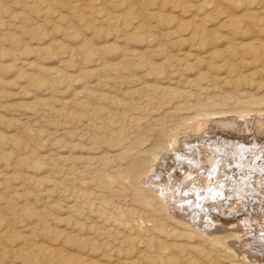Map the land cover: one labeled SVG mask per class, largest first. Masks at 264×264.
Masks as SVG:
<instances>
[{
  "label": "rangeland",
  "instance_id": "1",
  "mask_svg": "<svg viewBox=\"0 0 264 264\" xmlns=\"http://www.w3.org/2000/svg\"><path fill=\"white\" fill-rule=\"evenodd\" d=\"M263 168L264 0H0V264H264Z\"/></svg>",
  "mask_w": 264,
  "mask_h": 264
},
{
  "label": "bare ground",
  "instance_id": "2",
  "mask_svg": "<svg viewBox=\"0 0 264 264\" xmlns=\"http://www.w3.org/2000/svg\"><path fill=\"white\" fill-rule=\"evenodd\" d=\"M228 142V141H227ZM187 146H189V145H187ZM218 146V145H217ZM176 147V146H175ZM183 147H185V146H183ZM192 147V146H191ZM213 147V146H212ZM219 147V146H218ZM242 147V146H241ZM177 148V147H176ZM189 148V147H188ZM221 148V147H220ZM238 148H239V146H238ZM257 148V147H256ZM167 149V148H166ZM175 149V148H174ZM173 149V150H174ZM178 149V148H177ZM235 149V148H234ZM236 149H237V147H236ZM155 149H153V151H154ZM181 150V149H180ZM223 150V149H222ZM241 150V149H240ZM245 150V149H244ZM196 151V150H195ZM207 151V150H206ZM205 151V152H206ZM209 151V150H208ZM218 151V150H217ZM221 151V150H220ZM242 151V150H241ZM252 151V150H251ZM174 152V151H173ZM210 152V151H209ZM175 153V152H174ZM181 153V152H180ZM184 153V152H183ZM189 153V152H188ZM188 153H187V155H188ZM208 153V152H207ZM221 153V152H220ZM224 153V152H223ZM240 153V152H239ZM213 154H215V153H213ZM170 156H172V158L171 159H174V160H176V164L179 166L178 167V169H176L175 167L176 166H174V168H172V171H173V174H177V173H180V172H184V171H186L187 169H192V168H194V167H197V163L195 162V161H197V160H194L193 158L192 159H190V158H188V157H184V156H179V155H177L176 153L175 154H169ZM183 155V154H182ZM224 155V154H223ZM247 155V154H246ZM246 155H245V153H244V155L243 156H245L246 157ZM194 156V155H193ZM201 156V155H200ZM204 156H205V154H204ZM206 156H207V154H206ZM238 156H239V154H238ZM241 156V155H240ZM262 156V155H261ZM210 157V156H209ZM208 157V158H209ZM212 157H213V155H212ZM232 157H233V155H232ZM235 157H236V154H235ZM160 158V157H159ZM198 158V157H197ZM167 159V158H166ZM212 159V158H211ZM245 158H243V160H244ZM226 161H227V159H225ZM246 160L248 161L249 159H247L246 158ZM209 161H210V159H209ZM165 162V161H164ZM223 162H224V159H223ZM228 162V161H227ZM227 162H224L225 163V167H223L225 170H228L227 172H225V175H224V177L226 176V178L227 179H225V181L227 180V182L229 183V182H231V184L230 185H228V188H227V186L225 185V181L223 182L222 180V182L224 183L223 185L222 184H217V181H216V183L215 184H212L211 182H210V184H207L206 185V187H205V191L208 193L209 192V194H206L207 196H204V195H201V196H199V198H198V201H196L197 203V207H198V209H197V211L198 212H200L201 214H205L206 215V217L208 218V219H210L209 220V222L211 223V224H208V225H206V226H211V227H215V228H217V227H219L220 226V224L218 225V224H216V221H217V219L216 218H214V217H212V210H215V209H220L219 208V203L220 202H222V201H226L227 200V197L228 196H231L233 193H231L232 192V188L234 189V187L235 186H237V188L238 189H240V190H242V191H244V189L245 188H248V189H254V188H252V187H254L253 185H252V183H249L247 180H244V182L243 183H239V185H237V178H236V176H235V174H233V172H231V171H229V163L227 164ZM242 162V161H241ZM240 162V163H241ZM246 162V161H245ZM244 162V163H245ZM251 162V161H250ZM233 163V162H232ZM235 163H237V162H235ZM243 163V162H242ZM217 164V163H216ZM245 164H247V162L245 163ZM249 164V163H248ZM247 164V165H248ZM251 164V163H250ZM236 165H239V163H237ZM258 165V164H257ZM182 166V167H181ZM203 166V165H202ZM218 166V165H217ZM221 166V165H220ZM250 165H248V167H249ZM247 167V166H246ZM248 167H247V169H248ZM250 167H252V166H250ZM261 167V166H260ZM237 168V167H236ZM241 168V167H240ZM245 168V167H244ZM244 168H241V175L239 174L238 176H240V178L241 177H244V171H246L247 169H244ZM199 169V168H198ZM218 169V168H217ZM223 169V170H224ZM242 169H244V171H242ZM251 169V168H250ZM237 170V169H236ZM170 171V170H169ZM204 171V170H203ZM263 171H264V168H263ZM262 171V172H263ZM216 172V171H215ZM240 172V171H239ZM247 172V171H246ZM171 174V173H170ZM246 174H250L249 172H247ZM264 174V173H263ZM151 175V174H150ZM194 175H196V174H194ZM153 176V175H152ZM189 176V175H188ZM191 176V175H190ZM202 176V175H201ZM205 176V175H204ZM218 176V175H217ZM221 176V175H220ZM262 176V175H261ZM150 177V176H149ZM174 177V176H173ZM194 177V176H193ZM203 177V176H202ZM263 177V176H262ZM261 177V178H262ZM153 178V177H152ZM183 178V177H182ZM189 178V177H188ZM184 179V178H183ZM182 179V180H183ZM198 179V178H197ZM216 180H218V177L216 178ZM228 180H230V181H228ZM261 180V179H260ZM220 181V180H219ZM262 181H264L263 179H262ZM262 181H261V183H262ZM186 182V181H185ZM226 182V183H227ZM219 183V182H218ZM245 183V184H244ZM219 185V186H218ZM244 185H245V187H244ZM260 186H264V185H261V184H259ZM264 188V187H263ZM212 189V190H211ZM228 189H229V192H228V196H226V191H228ZM237 189V190H238ZM211 190V191H210ZM217 190L218 191H220V192H217ZM189 191H191V190H189ZM196 191V190H195ZM214 191H216V192H214ZM246 191V190H245ZM192 192V191H191ZM211 192H213V193H211ZM233 192H235V193H238V192H236V190H234ZM199 193V192H198ZM198 193H197V195H198ZM234 193V194H235ZM262 193H263V191H262ZM172 194V193H171ZM205 194V193H204ZM233 194V195H234ZM251 194H253V193H251ZM209 197H210V199H209ZM235 197V196H234ZM223 198V199H222ZM241 198V197H240ZM189 199H191V198H189ZM229 200H230V198H228ZM237 199V198H236ZM165 200V199H164ZM178 200V199H177ZM233 200V199H232ZM163 201V200H162ZM228 201V200H227ZM229 202V201H228ZM187 204H189V203H187ZM229 204V203H228ZM242 204V203H241ZM191 205V204H190ZM230 205V204H229ZM228 205V206H229ZM192 206V205H191ZM242 208H243V206H242ZM263 208H264V205H263ZM191 210V209H190ZM217 211V210H216ZM226 213H228V212H226ZM196 214H197V212H196ZM215 214H217V213H215ZM213 215H214V213H213ZM226 215H228V214H226ZM201 216V215H200ZM200 216H198V219L200 218ZM205 217V219H207ZM227 217V216H226ZM262 218V217H261ZM219 219V218H218ZM195 221H196V219H195ZM250 221V220H249ZM198 222V221H197ZM207 222V221H206ZM263 225V224H262ZM205 226V227H206ZM226 226V225H225ZM221 227H222V225H221ZM207 228V227H206ZM208 228H210V227H208ZM220 228V227H219ZM264 228V227H263ZM262 227L261 228H258V230L256 231V233H254L252 236H251V239H258L257 237H259V236H264V229H263ZM213 229V228H212ZM233 229V228H232ZM260 231V232H259ZM250 233V232H249Z\"/></svg>",
  "mask_w": 264,
  "mask_h": 264
}]
</instances>
